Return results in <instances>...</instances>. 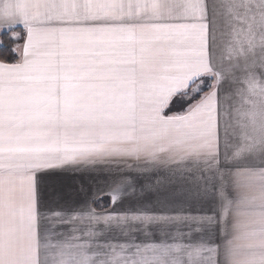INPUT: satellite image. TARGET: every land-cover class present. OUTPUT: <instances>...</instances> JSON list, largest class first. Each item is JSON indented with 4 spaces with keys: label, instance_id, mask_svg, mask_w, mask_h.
Wrapping results in <instances>:
<instances>
[{
    "label": "snow or ice",
    "instance_id": "obj_1",
    "mask_svg": "<svg viewBox=\"0 0 264 264\" xmlns=\"http://www.w3.org/2000/svg\"><path fill=\"white\" fill-rule=\"evenodd\" d=\"M0 264H264V0H0Z\"/></svg>",
    "mask_w": 264,
    "mask_h": 264
}]
</instances>
